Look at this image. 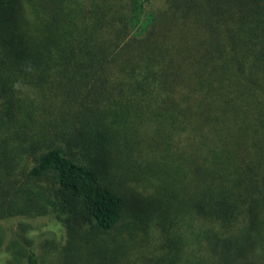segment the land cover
Listing matches in <instances>:
<instances>
[{"label": "trees", "instance_id": "1", "mask_svg": "<svg viewBox=\"0 0 264 264\" xmlns=\"http://www.w3.org/2000/svg\"><path fill=\"white\" fill-rule=\"evenodd\" d=\"M2 220L0 264H264V0H0Z\"/></svg>", "mask_w": 264, "mask_h": 264}, {"label": "rangeland", "instance_id": "2", "mask_svg": "<svg viewBox=\"0 0 264 264\" xmlns=\"http://www.w3.org/2000/svg\"><path fill=\"white\" fill-rule=\"evenodd\" d=\"M50 217H52V215H50V214L41 215V216H37V218H35L34 221L28 220V218H26L25 221L31 222V223L37 221V222H39V226H40L39 230L32 231L31 233L29 232L28 234L29 235H36V241L42 240L45 237L51 238L52 236H54V237H52L54 239L60 238V233L58 232V225H57L56 220L51 219L46 224L42 221V219H45V218L49 219ZM0 224L4 227H10L12 222L9 223V222H5L2 220V221H0ZM38 247H41V246L38 245ZM255 264H259V262H257V260H256Z\"/></svg>", "mask_w": 264, "mask_h": 264}]
</instances>
